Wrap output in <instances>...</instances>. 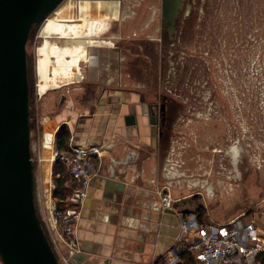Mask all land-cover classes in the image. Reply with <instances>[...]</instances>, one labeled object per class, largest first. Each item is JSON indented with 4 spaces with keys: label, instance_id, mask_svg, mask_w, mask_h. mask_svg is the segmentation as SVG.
<instances>
[{
    "label": "rangeland",
    "instance_id": "1",
    "mask_svg": "<svg viewBox=\"0 0 264 264\" xmlns=\"http://www.w3.org/2000/svg\"><path fill=\"white\" fill-rule=\"evenodd\" d=\"M103 1L64 0L27 42V54L34 65L30 125L40 218L46 223L49 216L52 144L55 148V135L66 125L57 123L56 117L71 107L81 111L83 95L91 89L88 83L97 92L104 85L93 80V73L107 74L103 68L110 63L119 77L115 83L126 87L134 84L137 89L149 85L177 102V118L169 133L170 150L188 178L206 181L200 188L203 194L189 200L190 210L194 203H201L217 222L249 211L262 218L264 0H206L202 19L196 22L193 13L188 21L187 37L179 34V22L169 43L162 42V0H111L120 3L117 9ZM91 8L101 11L92 12ZM58 19L81 23L84 29L80 28L81 33L73 27L63 31ZM216 20L230 35L234 32V41H208ZM199 31L204 40L197 43ZM83 46L91 59L86 58ZM152 98L156 99L155 92ZM205 184L213 185L212 195Z\"/></svg>",
    "mask_w": 264,
    "mask_h": 264
},
{
    "label": "crops",
    "instance_id": "2",
    "mask_svg": "<svg viewBox=\"0 0 264 264\" xmlns=\"http://www.w3.org/2000/svg\"><path fill=\"white\" fill-rule=\"evenodd\" d=\"M103 2L114 4L115 9L120 4ZM119 12H114V18ZM81 27L74 26V32L81 33L84 29ZM85 48L86 58L91 59ZM112 68L110 63L103 68L107 74L93 73L96 77L93 80L104 85L97 92L88 83L92 91L82 99L81 111L71 107L56 117L57 123L66 124L73 144L96 145L104 150L98 175L91 179L80 209L77 223L80 252L69 256L60 243L58 252L65 257L63 264H162L164 255L179 249L183 241L178 213L192 211L191 198L203 194L200 188L206 181L187 177L179 159L174 160L170 136L163 141L149 123L143 91L134 88V84L126 87L115 83L119 77H115L117 71ZM130 116L134 123L127 120ZM205 185L208 195H212L213 185ZM158 191L175 200L174 209L161 208ZM201 205L204 223L225 224L236 217L214 221ZM243 213L254 216L261 226L256 224L258 230H264V216L259 219L256 211ZM191 259L189 255L184 257L186 262Z\"/></svg>",
    "mask_w": 264,
    "mask_h": 264
},
{
    "label": "water",
    "instance_id": "3",
    "mask_svg": "<svg viewBox=\"0 0 264 264\" xmlns=\"http://www.w3.org/2000/svg\"><path fill=\"white\" fill-rule=\"evenodd\" d=\"M64 0H0V261L63 264L38 214L30 96L32 33ZM181 0H162L163 25L174 32ZM127 120L134 123L130 116ZM153 122V121H152ZM157 123V122H156Z\"/></svg>",
    "mask_w": 264,
    "mask_h": 264
},
{
    "label": "built area",
    "instance_id": "4",
    "mask_svg": "<svg viewBox=\"0 0 264 264\" xmlns=\"http://www.w3.org/2000/svg\"><path fill=\"white\" fill-rule=\"evenodd\" d=\"M103 151L101 146L75 145L72 138L64 151L52 144L50 161L65 166L71 185L65 208H58L55 203L53 183L47 190L49 216L45 224L62 263L65 257L59 255L58 243L65 246L69 256L80 252L77 233L80 209L91 179L98 175ZM158 193L161 208L174 209L175 200L167 193ZM178 222L183 241L179 249L164 255L162 264H264V233L258 230L254 216L242 213L225 224H214L204 223L197 213L188 211L178 213ZM186 255L192 257L189 262L184 260Z\"/></svg>",
    "mask_w": 264,
    "mask_h": 264
},
{
    "label": "flooded vegetation",
    "instance_id": "5",
    "mask_svg": "<svg viewBox=\"0 0 264 264\" xmlns=\"http://www.w3.org/2000/svg\"><path fill=\"white\" fill-rule=\"evenodd\" d=\"M204 1H206V0H181V7H180L179 16H178V19L176 22L174 32H172L171 34L168 31V25H165V26L163 25L162 16H161V28L160 29H161V33H163L165 35V37L162 39V42L163 43H167V42L169 43V41L174 38V36L177 32L179 22H180L179 34H181L184 38H185V35L187 37V33H188L187 24L189 23L188 21L192 17L193 13H194L196 22L199 21L200 19H202L201 12L203 11ZM214 1L218 2V0H214ZM90 5H91V3H89V6ZM93 9H95V8H93ZM93 9L91 8L92 12L93 11H101V10H98L97 8L95 10H93ZM214 11L216 12L215 17L218 18V16H217L218 10L215 9ZM101 18H103V17H101ZM215 23H216L215 25L211 26L212 28H214V31H212L211 27H210V31H209L210 35H207L208 41L213 42L215 39H217V41L221 40V41L227 42L228 39H230V40L234 39V32H233V36H232L229 34V31L225 27H223V24L219 20H216ZM199 25H201V24H199ZM242 25H243V27L245 26L244 21H242ZM215 26H217V29ZM219 27H221V30L218 32ZM197 28L198 27H196V31H197ZM232 28H234V26H232ZM262 32L264 33V29ZM225 33H226V35H224ZM195 36H196L195 38H196L197 43H199V41L203 42L204 33L199 31V33L196 34ZM212 47H214V46H212ZM214 50H215V47H214ZM138 89L143 91L141 93V95H142V98L147 103L146 111H147L149 123L153 126L154 131L158 133L160 138L163 139V141H166L167 139H169L168 136H169V133L171 131V127L174 124L173 120H176V118H177V116H176L177 111H178L177 102L174 99H171V97L167 94L158 93L156 88L154 90L151 89V87L149 85H146L143 87H138ZM91 91L92 90H90V91L87 90L85 95H87ZM153 92H155V98L156 99L152 98ZM85 95H83V98Z\"/></svg>",
    "mask_w": 264,
    "mask_h": 264
},
{
    "label": "trees",
    "instance_id": "6",
    "mask_svg": "<svg viewBox=\"0 0 264 264\" xmlns=\"http://www.w3.org/2000/svg\"><path fill=\"white\" fill-rule=\"evenodd\" d=\"M71 134L67 129L66 125H61L59 130L55 135V148L59 151H64L68 148V143L70 140ZM52 183L54 186L53 197L55 198V203L58 208H65L67 206L66 197L71 191V185L68 182V173L65 166L55 161L52 165ZM193 212L197 213L200 221L203 217L204 208L201 204L194 203Z\"/></svg>",
    "mask_w": 264,
    "mask_h": 264
},
{
    "label": "bare ground",
    "instance_id": "7",
    "mask_svg": "<svg viewBox=\"0 0 264 264\" xmlns=\"http://www.w3.org/2000/svg\"><path fill=\"white\" fill-rule=\"evenodd\" d=\"M58 21H59V27H61V29L63 31H66V32L67 31L69 32V30H71L72 27H74V26L81 25V23L80 24H76V23L69 24V23H66V22H62V19H58ZM43 51H45L44 48H43Z\"/></svg>",
    "mask_w": 264,
    "mask_h": 264
}]
</instances>
